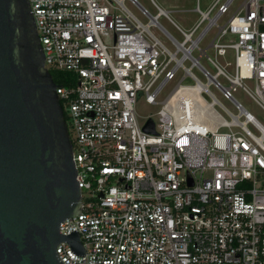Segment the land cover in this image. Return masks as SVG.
<instances>
[{"label": "built area", "instance_id": "2783aa9c", "mask_svg": "<svg viewBox=\"0 0 264 264\" xmlns=\"http://www.w3.org/2000/svg\"><path fill=\"white\" fill-rule=\"evenodd\" d=\"M124 1L28 0L45 68L70 75L56 93L73 131L82 204L59 231L77 230L85 256L63 241L58 257L64 264H264V124L232 95L241 89L264 112V0H195L191 9L150 0L155 15L129 0L146 22ZM187 12L196 18L183 27L173 14ZM140 98L160 105L142 123ZM149 119L154 132L143 129Z\"/></svg>", "mask_w": 264, "mask_h": 264}, {"label": "water", "instance_id": "95a60500", "mask_svg": "<svg viewBox=\"0 0 264 264\" xmlns=\"http://www.w3.org/2000/svg\"><path fill=\"white\" fill-rule=\"evenodd\" d=\"M28 0H0V264H64L79 232L59 224L81 214L72 143ZM143 129L154 132L147 121Z\"/></svg>", "mask_w": 264, "mask_h": 264}, {"label": "rangeland", "instance_id": "374dc122", "mask_svg": "<svg viewBox=\"0 0 264 264\" xmlns=\"http://www.w3.org/2000/svg\"><path fill=\"white\" fill-rule=\"evenodd\" d=\"M159 6L165 9H191L195 5V0H154ZM138 2L145 7L151 14L155 15L157 13L156 8L152 5L150 0H138ZM125 6L142 22H146L147 19L140 13V11L133 5L129 0L124 1ZM175 21L183 26L187 27L195 18L196 15L190 12L183 14H173ZM187 21V22H186ZM159 22L176 38L181 39L180 34L173 28V26L163 17H159ZM152 31L163 41V43L171 48L170 42L160 33L156 28H152ZM213 35L210 34L205 38V40L201 43L202 47H205L207 43L212 39ZM209 51L208 53H210ZM200 62L202 64H206L205 58H201ZM195 74L199 76L200 79H204L203 76L195 69ZM177 79L169 82L165 88L162 90L160 99H163L172 89ZM214 92L215 96L226 106H228L231 110L235 111L234 106L226 99H224L221 94L215 88H211ZM234 98L242 104V106L251 113L259 122L264 124V112L257 106V104L250 99L241 89H237L232 92ZM160 108V105H154L148 103L145 98H140L135 104V110L137 113V117L140 123L144 122L148 116L155 117L156 112ZM70 136L73 138V131L68 124Z\"/></svg>", "mask_w": 264, "mask_h": 264}, {"label": "trees", "instance_id": "16d2710c", "mask_svg": "<svg viewBox=\"0 0 264 264\" xmlns=\"http://www.w3.org/2000/svg\"><path fill=\"white\" fill-rule=\"evenodd\" d=\"M52 77H53V81L58 85H68L69 84V81H68V78H69V73L67 72H63V71H55V70H51L50 71ZM64 114V118L66 120V113L63 112Z\"/></svg>", "mask_w": 264, "mask_h": 264}]
</instances>
